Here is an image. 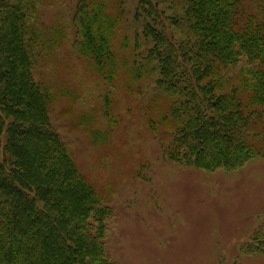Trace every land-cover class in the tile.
Instances as JSON below:
<instances>
[{
	"label": "trees",
	"instance_id": "1",
	"mask_svg": "<svg viewBox=\"0 0 264 264\" xmlns=\"http://www.w3.org/2000/svg\"><path fill=\"white\" fill-rule=\"evenodd\" d=\"M130 1L77 0L78 54L100 76L153 84L155 111L144 108L164 155L214 171L264 151V0ZM36 6L0 0V264H117L113 209L53 127L54 88L34 72L61 41L38 28Z\"/></svg>",
	"mask_w": 264,
	"mask_h": 264
},
{
	"label": "rangeland",
	"instance_id": "2",
	"mask_svg": "<svg viewBox=\"0 0 264 264\" xmlns=\"http://www.w3.org/2000/svg\"><path fill=\"white\" fill-rule=\"evenodd\" d=\"M32 2L38 28L55 26L61 38L37 57L34 72L54 88L53 127L113 209L106 238L111 258L117 264H264L263 149L232 170L170 160L144 108L155 100L153 84L130 70L100 76L78 54L77 0ZM121 54L131 64L129 51Z\"/></svg>",
	"mask_w": 264,
	"mask_h": 264
}]
</instances>
